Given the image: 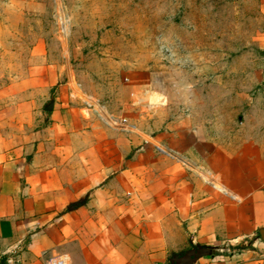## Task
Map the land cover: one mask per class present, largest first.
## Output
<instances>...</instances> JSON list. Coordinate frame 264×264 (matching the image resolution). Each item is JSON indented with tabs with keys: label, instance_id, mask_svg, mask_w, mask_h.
Wrapping results in <instances>:
<instances>
[{
	"label": "rangeland",
	"instance_id": "1",
	"mask_svg": "<svg viewBox=\"0 0 264 264\" xmlns=\"http://www.w3.org/2000/svg\"><path fill=\"white\" fill-rule=\"evenodd\" d=\"M1 31L0 92L19 81L26 104L37 95L21 114L0 102L5 139L49 126L48 105L68 97L154 138L190 173H219L248 144L264 148L260 0H0Z\"/></svg>",
	"mask_w": 264,
	"mask_h": 264
},
{
	"label": "crops",
	"instance_id": "2",
	"mask_svg": "<svg viewBox=\"0 0 264 264\" xmlns=\"http://www.w3.org/2000/svg\"><path fill=\"white\" fill-rule=\"evenodd\" d=\"M14 83L0 102L35 107ZM70 102H54L49 126L19 129L27 137L0 136V264H171L194 249L191 264H264L261 143L219 173H190L154 138Z\"/></svg>",
	"mask_w": 264,
	"mask_h": 264
},
{
	"label": "water",
	"instance_id": "3",
	"mask_svg": "<svg viewBox=\"0 0 264 264\" xmlns=\"http://www.w3.org/2000/svg\"><path fill=\"white\" fill-rule=\"evenodd\" d=\"M54 108V101H52L49 105H48V110L52 111ZM260 235L261 237L264 239V229L260 230ZM202 252L198 249H194L192 251H190L189 253L181 256V257H175L171 264H191L193 262V260L195 258H197V256H199V254H201Z\"/></svg>",
	"mask_w": 264,
	"mask_h": 264
},
{
	"label": "built area",
	"instance_id": "4",
	"mask_svg": "<svg viewBox=\"0 0 264 264\" xmlns=\"http://www.w3.org/2000/svg\"><path fill=\"white\" fill-rule=\"evenodd\" d=\"M162 153H166L165 150L158 148ZM56 264H65L63 261H58Z\"/></svg>",
	"mask_w": 264,
	"mask_h": 264
}]
</instances>
